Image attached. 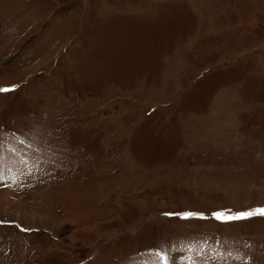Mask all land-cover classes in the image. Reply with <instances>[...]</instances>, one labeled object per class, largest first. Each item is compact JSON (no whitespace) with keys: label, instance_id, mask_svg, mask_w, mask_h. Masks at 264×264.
I'll list each match as a JSON object with an SVG mask.
<instances>
[{"label":"rangeland","instance_id":"obj_1","mask_svg":"<svg viewBox=\"0 0 264 264\" xmlns=\"http://www.w3.org/2000/svg\"><path fill=\"white\" fill-rule=\"evenodd\" d=\"M0 88V264H264V0H0Z\"/></svg>","mask_w":264,"mask_h":264},{"label":"snow or ice","instance_id":"obj_2","mask_svg":"<svg viewBox=\"0 0 264 264\" xmlns=\"http://www.w3.org/2000/svg\"><path fill=\"white\" fill-rule=\"evenodd\" d=\"M10 91V89H6V88H0V92H7ZM193 215H196L195 213H184L183 214V218L187 219L188 217H191ZM216 218L217 219H222V220H239V219H246L248 217L251 216H256V215H261L264 216V208H258L254 211H250V212H246V213H240L234 216H228L225 215L224 213H216Z\"/></svg>","mask_w":264,"mask_h":264}]
</instances>
